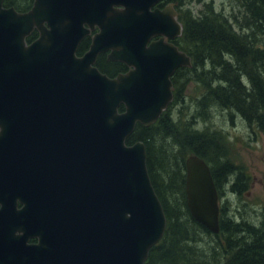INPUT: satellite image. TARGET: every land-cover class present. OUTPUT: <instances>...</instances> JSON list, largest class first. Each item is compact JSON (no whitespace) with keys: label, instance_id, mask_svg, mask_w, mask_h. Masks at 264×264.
<instances>
[{"label":"water","instance_id":"obj_1","mask_svg":"<svg viewBox=\"0 0 264 264\" xmlns=\"http://www.w3.org/2000/svg\"><path fill=\"white\" fill-rule=\"evenodd\" d=\"M157 1L35 0L26 14L0 7V264H145L162 239L166 217L145 145H126L137 123L148 127L166 109L174 71L191 66L164 42L182 27L169 8L150 10ZM94 27L88 51L75 58ZM34 29L38 37L27 45ZM107 51L133 69L101 73L94 65ZM54 157L67 167L49 170ZM36 182H55L74 201L53 204L60 187L51 195ZM184 191L192 218L218 234V193L196 155L185 160ZM34 237L38 244H28Z\"/></svg>","mask_w":264,"mask_h":264},{"label":"trees","instance_id":"obj_2","mask_svg":"<svg viewBox=\"0 0 264 264\" xmlns=\"http://www.w3.org/2000/svg\"><path fill=\"white\" fill-rule=\"evenodd\" d=\"M245 1L243 14L246 15L243 16L246 17L216 12L211 2L204 3L197 16L186 8L179 10L178 19L183 30L175 44L191 58L192 66L175 72L172 105L178 103L182 108L188 105L185 102L188 83H197L203 93L196 99L192 107L195 112L189 117H183L182 113L172 117L167 112L148 127L136 124L126 140L127 145L136 141L144 143L148 175L167 222L162 239L150 249L145 264H264V206L256 219L249 221L235 217V214L228 217V209L219 205V233L213 234L192 218L184 191L188 155H196L207 163L219 201L226 189L240 198L250 189L247 168L234 164L229 157L227 134L223 130L197 126L211 119L213 104L236 113L249 126H255L257 134L264 136V68L257 66L264 61V42L261 40L264 39V0ZM253 3L261 9L262 15L252 8ZM247 19L254 20L252 26L243 22ZM255 20L262 24H256ZM252 30L259 37L252 34ZM226 40L233 44H222ZM99 69L110 74L103 67ZM156 138L160 141L172 139L175 149L171 147L169 153L161 145L156 150ZM196 232L208 238V246L214 247L206 256V252H198V255L192 247H186L195 241ZM185 253L194 254V260L186 258Z\"/></svg>","mask_w":264,"mask_h":264},{"label":"rangeland","instance_id":"obj_3","mask_svg":"<svg viewBox=\"0 0 264 264\" xmlns=\"http://www.w3.org/2000/svg\"><path fill=\"white\" fill-rule=\"evenodd\" d=\"M183 2L180 5V10L189 9L193 15L197 16L199 11L202 9V5L204 3H213L214 10L216 12H223L224 15L230 16L231 14L234 16H238L241 14L242 17H246L243 15L246 1L245 0H182ZM251 5V4H250ZM258 14L260 10L258 6H253ZM258 8V9H257ZM264 13V12H263ZM262 15V14H261ZM245 24L254 23V20H244ZM256 24H262L261 21L255 20ZM236 28V26H235ZM245 33V31H243ZM252 34L256 37H259V34H255L252 30ZM264 42V39H261ZM250 42V40H247ZM222 44L228 46L232 45L231 41L226 40V42L222 41ZM257 66L264 68V61L257 64ZM208 69V67H206ZM174 77V76H173ZM174 81V78L172 79ZM176 83L178 82V78H176ZM177 89V85H176ZM203 93V89L195 82L188 83L185 90V102L188 104L185 108H182L181 105L173 104L169 106L168 113L172 115V117H177L182 113L183 117H189L190 114L194 111L192 107L197 101L201 94ZM228 103L230 100L228 99ZM188 107V108H186ZM212 111L211 119L206 124H199L198 127L206 128L209 130H223L228 139L229 157L234 164L244 165L248 174L250 175V189L243 195V197H238L236 195L230 194L227 189L226 193L222 197L221 201H219V205H223L228 209V217H235L248 219L249 221L253 218L256 219V215L259 214V210L264 206V136L263 134H257L255 126H249L247 122L242 120L240 117L236 115V113L231 110H222L214 106L213 104L210 107ZM195 112V111H194ZM230 114H232V118H230ZM206 131V130H205ZM257 134V135H256ZM156 150L157 147L164 145L165 148L170 153L172 151V139L160 141V138H156ZM162 147V146H161ZM175 149V147H174ZM189 156V155H188ZM163 161V159H161ZM159 174L162 175V172L159 171ZM163 178V177H161ZM229 186V185H228ZM227 188V187H226ZM175 199L177 196L174 197ZM241 216V217H240ZM181 221L184 219L182 217ZM209 239L202 237L201 235L195 234V241H192L190 244L188 243L186 247H192L194 251L199 255L198 252H206L207 255L208 250H210L212 245L208 246ZM210 241L211 238H210ZM214 244V241L212 242ZM185 244V243H184ZM183 244V245H184ZM216 246V244L214 245ZM184 253V252H182ZM186 254V253H185ZM194 254H186V258L189 260H194ZM196 256V254H195ZM196 258V257H195ZM200 259L197 257V260ZM210 262V258L207 257ZM178 262V260H177Z\"/></svg>","mask_w":264,"mask_h":264},{"label":"flooded vegetation","instance_id":"obj_4","mask_svg":"<svg viewBox=\"0 0 264 264\" xmlns=\"http://www.w3.org/2000/svg\"><path fill=\"white\" fill-rule=\"evenodd\" d=\"M183 1L182 0H158L151 8V11L154 10H158V11H163L164 9H168L171 10V12L175 13L176 18H177V14H178V10L179 7L178 5L181 4ZM35 6V0H0V7L1 10L4 11H13L17 14H26L30 11H32V9ZM115 9L118 10H123L122 7H115ZM172 13V14H173ZM85 27L88 28L87 25H84ZM99 32L97 27H94L93 30H90L89 34L87 36L84 37V39L81 41L80 45L77 47V50L75 52L76 57L75 58H79L81 57L85 52L88 51L90 44H91V40H92V36L97 34ZM38 37V32L36 29H34L29 36H27L25 38L26 44L29 45L30 43H32L36 38ZM161 38V36L157 35L155 37H153L150 42H156ZM177 37L169 40L168 38H165L164 41L166 43H171V44H175V42ZM110 51L107 52H102L100 54H98L97 58H96V62H95V67H97L98 69L100 67H103L104 69L109 71V75L106 74L109 78H114L115 76L119 75V74H124L127 73L131 68L129 66H127L124 63L118 62V61H111L108 60V55H109ZM99 71H101L99 69ZM177 71V70H176ZM175 71V72H176ZM103 72V71H102ZM173 77V76H172ZM173 79V78H171ZM73 109V106H69L66 114L71 113ZM47 115H49V120L50 121H54L51 125V130H55L53 127L57 124L55 121L57 120V113L54 111L50 112L47 111ZM52 118V120H51ZM49 126V125H48ZM49 130V129H47ZM54 138H58V139H62L65 138V136H55ZM44 153H46L48 155V153L51 152V148L49 146L48 149H46L45 151H43ZM51 166L49 167V170L53 169V167L59 166L60 170L65 169L67 166L66 165H62V160L58 159L57 157H54V160L50 161ZM71 178V182H69V184L74 185V189L76 188V185H79V179H78V175L73 172L70 175ZM46 184V185H45ZM40 183V182H36V188L37 187H44L45 189H49L50 194L51 193V189H55L58 186L60 187L61 193H60V199L56 198V200L53 201V204H57V200H60V202L58 204L61 205H65V204H69V201H74L73 198H69L67 197V193L66 190L62 191V186L57 185L55 182H47V183ZM36 199H40V196H36ZM1 208V205H0ZM21 208V204H19L17 202V210ZM15 235H18L17 233H15ZM28 244L31 245H35L38 244V238L34 237V238H30L28 240Z\"/></svg>","mask_w":264,"mask_h":264}]
</instances>
